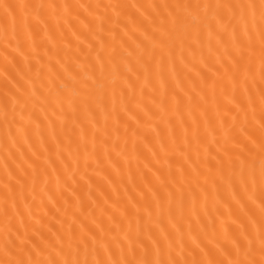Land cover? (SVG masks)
<instances>
[{
	"label": "snow or ice",
	"instance_id": "obj_1",
	"mask_svg": "<svg viewBox=\"0 0 264 264\" xmlns=\"http://www.w3.org/2000/svg\"><path fill=\"white\" fill-rule=\"evenodd\" d=\"M0 264H264V0H0Z\"/></svg>",
	"mask_w": 264,
	"mask_h": 264
}]
</instances>
